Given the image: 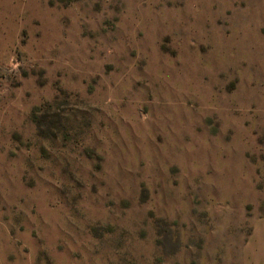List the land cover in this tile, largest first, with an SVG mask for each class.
<instances>
[{
    "label": "rangeland",
    "instance_id": "rangeland-1",
    "mask_svg": "<svg viewBox=\"0 0 264 264\" xmlns=\"http://www.w3.org/2000/svg\"><path fill=\"white\" fill-rule=\"evenodd\" d=\"M264 224V0H0V264H242Z\"/></svg>",
    "mask_w": 264,
    "mask_h": 264
},
{
    "label": "crops",
    "instance_id": "crops-1",
    "mask_svg": "<svg viewBox=\"0 0 264 264\" xmlns=\"http://www.w3.org/2000/svg\"><path fill=\"white\" fill-rule=\"evenodd\" d=\"M257 222L244 247L242 264H264V224L258 225Z\"/></svg>",
    "mask_w": 264,
    "mask_h": 264
}]
</instances>
